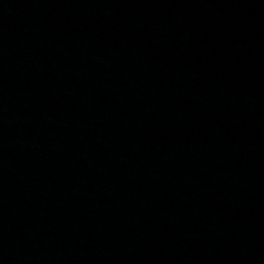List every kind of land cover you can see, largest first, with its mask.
I'll return each mask as SVG.
<instances>
[{
  "label": "water",
  "instance_id": "water-1",
  "mask_svg": "<svg viewBox=\"0 0 264 264\" xmlns=\"http://www.w3.org/2000/svg\"><path fill=\"white\" fill-rule=\"evenodd\" d=\"M0 264H264V0H0Z\"/></svg>",
  "mask_w": 264,
  "mask_h": 264
}]
</instances>
